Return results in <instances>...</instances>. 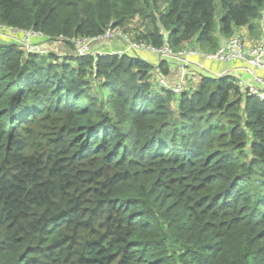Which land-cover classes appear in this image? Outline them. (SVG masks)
<instances>
[{
	"label": "trees",
	"instance_id": "trees-1",
	"mask_svg": "<svg viewBox=\"0 0 264 264\" xmlns=\"http://www.w3.org/2000/svg\"><path fill=\"white\" fill-rule=\"evenodd\" d=\"M263 19L264 0H0V28L67 41L0 35V264H264V101L233 74L177 96L168 60L70 40L113 23L216 51Z\"/></svg>",
	"mask_w": 264,
	"mask_h": 264
},
{
	"label": "built area",
	"instance_id": "built-area-1",
	"mask_svg": "<svg viewBox=\"0 0 264 264\" xmlns=\"http://www.w3.org/2000/svg\"><path fill=\"white\" fill-rule=\"evenodd\" d=\"M0 35L13 37V40L17 41L28 53L41 55L48 54L58 45L63 48L67 44L65 39L53 41L49 36L35 29L0 28ZM70 40L79 56L95 55L97 57L96 55L99 54L131 53L144 58L148 54H156L164 60L178 63L182 74L177 81L170 82L168 78L163 76L157 78L160 87L173 91L177 96L182 95L188 89V71L191 67L199 70L197 71L199 79L203 76L222 77L227 72L219 71L211 63L236 61L240 63L239 68L241 70L251 73L259 83V85L249 86L245 91L249 96L264 101V84L262 83L264 80V33L251 41V44H248L244 35L238 32L216 51H201L194 45L177 51L172 48L168 35H165L164 44L158 47L146 40L131 38L120 27L114 26L113 23L104 34L96 38L78 37ZM98 40L106 42L108 47L91 49L93 43ZM121 41L124 43V48L119 50L116 48V42Z\"/></svg>",
	"mask_w": 264,
	"mask_h": 264
},
{
	"label": "crops",
	"instance_id": "crops-1",
	"mask_svg": "<svg viewBox=\"0 0 264 264\" xmlns=\"http://www.w3.org/2000/svg\"><path fill=\"white\" fill-rule=\"evenodd\" d=\"M240 33H242L244 35V37L246 38V41L248 44H251V41H253L256 37L262 35L264 33V19L261 23V27L259 28V32L258 34L256 35H253L250 30L246 29V28H241L239 29ZM1 39H4L5 41H10V42H14V40H12L11 38L9 37H3ZM117 45H116V48L119 49V50H122L124 48V43L123 42H116ZM107 46V43L103 42L102 44L100 43V45H95V48L98 49V48H101V47H106ZM108 47V46H107ZM62 49V46L61 45H58L57 46V49ZM64 48V47H63ZM104 49V48H102ZM145 59H147L148 61H150L151 63H154L156 65L159 64V62H161L163 60L162 57H160L159 55H156V54H148L144 57ZM171 64V74L170 76L168 77L169 81L170 82H175L177 81L180 77H181V74H182V71L180 70V67H179V64L174 62H169ZM212 66L216 69H218L219 71H225L227 72L226 74H233V75H236L238 77V80H239V83L240 85L242 86V88L244 90H246L249 86L253 85V84H256V85H259V83L255 80V77L245 71V70H241L239 68L240 66V63L239 62H236V61H232V62H213L211 63ZM199 70L197 69H193V67L190 68V70L188 71V77H189V80H188V83L190 81H192L193 83H198V81L200 80H197V75L199 76L198 72ZM263 79H264V74H263ZM262 83L264 84V80L262 81ZM261 83V84H262Z\"/></svg>",
	"mask_w": 264,
	"mask_h": 264
},
{
	"label": "rangeland",
	"instance_id": "rangeland-1",
	"mask_svg": "<svg viewBox=\"0 0 264 264\" xmlns=\"http://www.w3.org/2000/svg\"><path fill=\"white\" fill-rule=\"evenodd\" d=\"M129 35V34H128ZM133 36H135V35H133ZM56 51H58L59 52V50L56 48Z\"/></svg>",
	"mask_w": 264,
	"mask_h": 264
},
{
	"label": "clouds",
	"instance_id": "clouds-1",
	"mask_svg": "<svg viewBox=\"0 0 264 264\" xmlns=\"http://www.w3.org/2000/svg\"><path fill=\"white\" fill-rule=\"evenodd\" d=\"M145 59V58H144ZM147 60V59H146ZM170 62V61H169Z\"/></svg>",
	"mask_w": 264,
	"mask_h": 264
}]
</instances>
